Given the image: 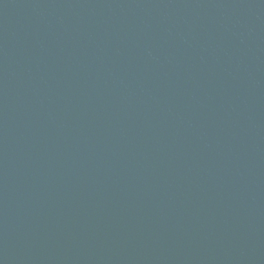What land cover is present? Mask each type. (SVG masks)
<instances>
[{
	"label": "water",
	"instance_id": "water-1",
	"mask_svg": "<svg viewBox=\"0 0 264 264\" xmlns=\"http://www.w3.org/2000/svg\"><path fill=\"white\" fill-rule=\"evenodd\" d=\"M0 264H264V0H0Z\"/></svg>",
	"mask_w": 264,
	"mask_h": 264
}]
</instances>
